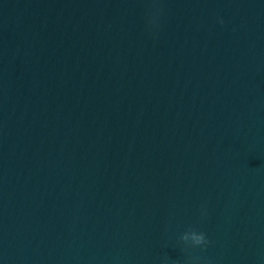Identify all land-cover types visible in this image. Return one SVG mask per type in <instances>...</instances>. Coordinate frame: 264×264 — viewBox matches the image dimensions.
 <instances>
[{
    "label": "water",
    "instance_id": "water-1",
    "mask_svg": "<svg viewBox=\"0 0 264 264\" xmlns=\"http://www.w3.org/2000/svg\"><path fill=\"white\" fill-rule=\"evenodd\" d=\"M0 264H264V0H0Z\"/></svg>",
    "mask_w": 264,
    "mask_h": 264
},
{
    "label": "clouds",
    "instance_id": "clouds-1",
    "mask_svg": "<svg viewBox=\"0 0 264 264\" xmlns=\"http://www.w3.org/2000/svg\"><path fill=\"white\" fill-rule=\"evenodd\" d=\"M157 22V17L153 14L149 19V26H154ZM220 23H224L223 19L221 18ZM191 240L192 245L196 247H207L210 243L207 234L204 231H198L195 233H185L182 237V242L188 244Z\"/></svg>",
    "mask_w": 264,
    "mask_h": 264
}]
</instances>
